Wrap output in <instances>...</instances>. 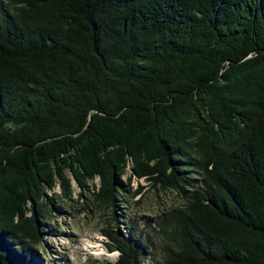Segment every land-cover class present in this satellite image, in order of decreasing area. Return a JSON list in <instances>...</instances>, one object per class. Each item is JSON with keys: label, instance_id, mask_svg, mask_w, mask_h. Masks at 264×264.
Listing matches in <instances>:
<instances>
[{"label": "trees", "instance_id": "obj_1", "mask_svg": "<svg viewBox=\"0 0 264 264\" xmlns=\"http://www.w3.org/2000/svg\"><path fill=\"white\" fill-rule=\"evenodd\" d=\"M133 177L181 205L124 231ZM73 184L109 264H264V0H0V264Z\"/></svg>", "mask_w": 264, "mask_h": 264}, {"label": "rangeland", "instance_id": "obj_2", "mask_svg": "<svg viewBox=\"0 0 264 264\" xmlns=\"http://www.w3.org/2000/svg\"><path fill=\"white\" fill-rule=\"evenodd\" d=\"M122 181L126 183V176ZM130 185L131 192L123 196L125 201L119 202L116 209L120 228L124 231V223L129 220L143 227L147 219H151L152 224L162 211L182 203L181 197L174 192L154 189L143 179L133 177ZM137 189L140 193L132 194ZM78 191L73 184V199L58 203L61 209L54 210V217L47 221L49 226L44 228V242L40 246L44 264H109L118 256L116 251H109L108 238L102 232L109 220L110 209L94 207L87 201V193L80 198ZM86 201L92 210L82 209L81 205ZM153 242L156 243L155 238Z\"/></svg>", "mask_w": 264, "mask_h": 264}]
</instances>
